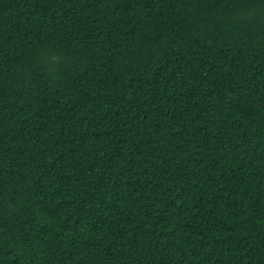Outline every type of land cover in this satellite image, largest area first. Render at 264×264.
Returning a JSON list of instances; mask_svg holds the SVG:
<instances>
[{
    "label": "trees",
    "instance_id": "trees-1",
    "mask_svg": "<svg viewBox=\"0 0 264 264\" xmlns=\"http://www.w3.org/2000/svg\"><path fill=\"white\" fill-rule=\"evenodd\" d=\"M0 264H264V0H0Z\"/></svg>",
    "mask_w": 264,
    "mask_h": 264
}]
</instances>
